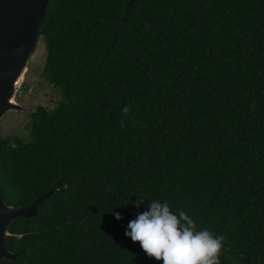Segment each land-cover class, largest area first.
<instances>
[{"label": "trees", "instance_id": "obj_1", "mask_svg": "<svg viewBox=\"0 0 264 264\" xmlns=\"http://www.w3.org/2000/svg\"><path fill=\"white\" fill-rule=\"evenodd\" d=\"M39 35L61 99L0 135V191L56 190L0 264H162L124 233L151 199L264 264V0H50Z\"/></svg>", "mask_w": 264, "mask_h": 264}, {"label": "water", "instance_id": "obj_2", "mask_svg": "<svg viewBox=\"0 0 264 264\" xmlns=\"http://www.w3.org/2000/svg\"><path fill=\"white\" fill-rule=\"evenodd\" d=\"M50 0H0V119L10 111L31 113L33 109L16 100L29 60L39 38V28ZM134 0H129L131 4ZM56 190L52 186L36 196L27 205L8 204L0 191V261L16 259L20 252L12 253L6 246L10 234L9 223L16 217H31L38 213L43 200Z\"/></svg>", "mask_w": 264, "mask_h": 264}, {"label": "clouds", "instance_id": "obj_3", "mask_svg": "<svg viewBox=\"0 0 264 264\" xmlns=\"http://www.w3.org/2000/svg\"><path fill=\"white\" fill-rule=\"evenodd\" d=\"M128 112L127 106L122 108ZM11 147H16L14 143ZM140 199L133 201L139 206ZM119 219L121 213H115ZM132 241L162 264H220L219 253L225 237L208 228H197L184 210L173 211L167 200L151 199L124 229Z\"/></svg>", "mask_w": 264, "mask_h": 264}, {"label": "rangeland", "instance_id": "obj_4", "mask_svg": "<svg viewBox=\"0 0 264 264\" xmlns=\"http://www.w3.org/2000/svg\"><path fill=\"white\" fill-rule=\"evenodd\" d=\"M46 48L42 38L38 39L35 50L24 73L23 82L18 88L16 100L30 109L37 105L54 107L61 99L60 91L50 84L42 75ZM18 134L29 140V113L10 110L0 119V135Z\"/></svg>", "mask_w": 264, "mask_h": 264}]
</instances>
